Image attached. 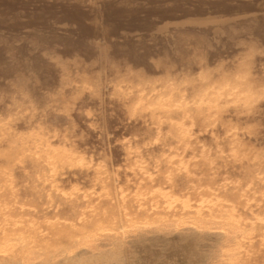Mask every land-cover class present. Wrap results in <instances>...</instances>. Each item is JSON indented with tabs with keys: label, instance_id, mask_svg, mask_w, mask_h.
Returning <instances> with one entry per match:
<instances>
[{
	"label": "bare ground",
	"instance_id": "6f19581e",
	"mask_svg": "<svg viewBox=\"0 0 264 264\" xmlns=\"http://www.w3.org/2000/svg\"><path fill=\"white\" fill-rule=\"evenodd\" d=\"M262 206L264 0H0V264H264Z\"/></svg>",
	"mask_w": 264,
	"mask_h": 264
},
{
	"label": "rangeland",
	"instance_id": "374dc122",
	"mask_svg": "<svg viewBox=\"0 0 264 264\" xmlns=\"http://www.w3.org/2000/svg\"><path fill=\"white\" fill-rule=\"evenodd\" d=\"M187 103H188L187 105L190 104L189 102H187ZM182 105H183V104H182ZM190 105H192V103H191ZM186 116H187V114H186ZM186 116L183 115V116H182V117H183L182 119H185V120H186V118H185ZM182 119H180V120H182ZM166 120H167V119H165V121H166ZM172 120H174V121H172ZM172 120L169 119L168 122L171 121L170 123L173 124L175 127H177V126L180 127V126H181L180 129H182L183 126H184V128H185L186 125H188V126H187L188 128H190L191 126H193V124L188 123V122L185 121V120L180 121V120L178 119V121L181 122V123H179L176 119H172ZM175 122H178V124H182V123H183V124H185V125H183V124H182V125H178V124L175 123ZM186 123H187V124H186ZM155 125L157 126V123H153V126H155ZM158 125H159V124H158ZM211 125L214 126V124H212V123H210V124L208 125L209 127H208L207 124H206L205 126H203V127H204V128L202 129L203 131L200 129V130L198 131V133H201V131H202V133H204V132H205L204 129H207L206 131H209L208 133H210L211 130H209V129L212 128ZM156 126H155V127H156ZM179 127H178V129H179ZM187 127H186V128H187ZM206 127H207V128H206ZM156 128L159 130V127H158V126H157ZM178 129H177V130H178ZM195 133H197V132H195ZM195 133H194V135H196ZM198 133H197V134H198ZM211 133H213V132L211 131ZM211 133H210V134H211ZM160 134H161V131H159V135H160ZM192 134H193V133H192ZM192 134H191V135H192ZM189 135H190V133H189ZM174 137H175V136H174ZM189 137H191V136H189ZM194 137H196V136H193V135H192L191 138H194ZM176 138H177V136H176ZM153 140H154V141H155V140L158 141L159 138H158V137H155ZM175 140H176V143H175V144H178L177 147H176V149H175V146H176V145H174V147H171V146H172V142H169V143H167V144H166V143L163 144V145H165V147L169 146L170 149L168 150L169 147L166 148V150H168V151H166V153H164V154L162 153L163 155H162V154L160 155L161 158H163V157H165V156L167 157V159H168V158L171 159V156H172V158H174V157H175V158H176V157H177V158H178V157L180 158L181 155L184 154V153H181V151H179V150H182V152H184V148H185L184 146H185V145H183V146L181 147L182 149H180V147H179V149H177L178 146H179V143H178V142H180V141L177 140V139H175ZM174 142H175V141H174ZM170 144H171V145H170ZM161 145H162V144H161ZM163 145H162V147H164ZM192 145H193V144H192ZM192 145H191V146H192ZM191 146H190V147H191ZM170 150H171V151H170ZM173 150H174V151H173ZM176 150H177V151H176ZM172 151H173V152L176 151V152H175L174 154H172V153H173ZM178 151L181 153V155H180V153H179ZM167 152H168V153H167ZM169 152H170V153L172 152V153H171L172 155H169V154H170ZM177 153H178V154H177ZM166 154H167V155H166ZM173 155H174V157H173ZM191 155L194 156L192 153H191ZM192 156H189V155H188V156H187V159H188L189 157H190V159H196V158H199V157H200V156H198V157L195 156V158H194V157L192 158ZM134 159H135V158H134ZM134 165H135V164L130 163L129 165H127V166L125 165L124 167H126V170H127V171H128V170H129V171H133V172L135 171L134 173H138V172L143 171L142 168H139L140 165H138V163H137L138 166H136V165L134 166ZM135 167H137L139 170H136L137 168H135ZM140 169H141V171H140ZM205 169H206V168H205ZM205 169H204V170H205ZM168 170L170 171V168H169V169L167 168V171H168ZM204 170L201 171V172H202V173H200L201 175H202V174H205V173H206V174L209 173V172L207 173V169H206V172H205ZM208 170H210V169H208ZM169 171H168V173H169ZM143 172H144V171H143ZM204 172H205V173H204ZM144 173H145V172H144ZM147 174H148V173H147ZM147 174H144V175H147ZM192 174L194 175L195 173H192ZM192 174L190 173V176H191V177L193 176ZM196 175H198V174H196ZM196 175H195V176H196ZM201 175H200V176H201ZM147 176H148V175H147ZM127 177H129V176H127ZM127 177H126V178H127ZM196 177H197V176H196ZM139 178H140V177H139ZM187 180H189V179H187ZM139 181H140V180L138 179L137 182H139ZM221 182H222V181H221ZM127 183L134 184V183H136V181H134V180H128V179H127ZM218 183H219L220 185L217 184V187H218V186H221V184L225 186L224 182H222V183L218 182ZM187 184H189V187H190V186L192 187L191 190H192L193 193H191V195H193V197L195 198V199H193V202L190 201V202H191L190 205H189V208L191 207L190 209H192V208H193V209H196V206H197V205H200V204L198 203V202H200V201H201V204H202L203 201H204V203H205L207 200L209 201V198H210V200H212V199H211L212 197H209V198H208V196H207V198H206V197H204V196H206V195L201 194L203 191H206V190H212V189H211V188H212L211 185H210L211 187H208L209 185H204V186H203V185H201V186L199 185V186H196V185H195L196 183H194V182H192V181L188 182ZM160 185H161V184H159L158 186H160ZM205 186H206V187H205ZM204 187H205V188H204ZM207 187L210 188V189H207ZM221 187H222V186H221ZM204 189H205V190H204ZM196 190H197V191H196ZM190 192H191V191H190ZM185 193H186V194H189L186 190H185ZM194 194H196V195H194ZM199 194H200V195H199ZM189 195H190V194H189ZM197 196H198L199 198H197ZM202 196H203V197H202ZM203 198H204V199H203ZM205 198H206V199H205ZM215 198L218 199L219 197H215ZM215 198L213 197V200L210 201L211 204L215 202V200H216ZM238 198H239V197H238ZM197 199H198L199 201H198ZM201 199H202L203 201H202ZM195 200H196V201H195ZM245 200H246V198H244V201H243V202H239V201H238V203H243V204H240V206L242 205V207H241L242 210L246 208L247 213H248V211H249V215H252V216H254V214L257 215V212L255 211V208L253 207V206H255V205H252L251 208H253V209H252V210H254L253 212H256V213H253V212L251 211V209H249V208H250L249 206H251V205H249V203L252 202L251 200L247 199L248 201H251V202H248V203L246 204V206L243 207V205H245V204H244ZM195 202H196V204H197V203H198V204L196 205ZM222 202H225V201H222ZM228 202H230V201H228ZM228 202H226V203H228ZM220 203H221V202H220ZM256 203H257V201H256ZM191 205H192V206H191ZM237 205H238V204H237ZM247 205H248V207H247ZM262 207H263V206H262ZM263 208H264V207H263ZM201 209H202V208H201ZM247 209H248V210H247ZM260 209H261V208H260ZM242 210H241V211H242ZM258 210H259V209H258ZM241 211H239V212H241ZM243 211H245V210H243ZM246 211H245V212H246ZM250 212H252V214H250ZM244 214H245V213H244ZM244 214H243V216H242V217H243V218H242V219H243V222H244V220H245V221H248V220L251 221V219H249V218L252 217V216H249V217H248L247 215H244ZM244 216H245V217H244ZM246 216H247V217H246ZM261 221H264V220H261ZM5 237H8V236H5ZM253 239H255V240L257 239V240H258V239H260V238L256 236L255 238H251L250 241H254ZM259 242H263V241H262V240H259ZM246 249H247V248H246Z\"/></svg>",
	"mask_w": 264,
	"mask_h": 264
}]
</instances>
